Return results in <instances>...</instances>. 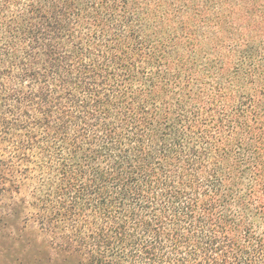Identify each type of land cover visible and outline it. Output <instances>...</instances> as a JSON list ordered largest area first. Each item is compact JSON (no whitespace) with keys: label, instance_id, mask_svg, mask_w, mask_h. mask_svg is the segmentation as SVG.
<instances>
[{"label":"trees","instance_id":"obj_1","mask_svg":"<svg viewBox=\"0 0 264 264\" xmlns=\"http://www.w3.org/2000/svg\"><path fill=\"white\" fill-rule=\"evenodd\" d=\"M72 7L0 0L2 264H264L252 63Z\"/></svg>","mask_w":264,"mask_h":264},{"label":"rangeland","instance_id":"obj_2","mask_svg":"<svg viewBox=\"0 0 264 264\" xmlns=\"http://www.w3.org/2000/svg\"><path fill=\"white\" fill-rule=\"evenodd\" d=\"M93 2V5L87 4ZM72 9H118L146 12L152 17L155 39L185 41V26L205 27L207 43L218 49L230 45L235 55L249 60L252 72L264 82V0H72ZM131 12V13H132ZM177 18H180L178 24ZM177 25V33L173 27ZM259 29V32H255ZM179 30V31H178ZM228 49V48H227ZM226 54L227 56L232 55ZM17 253H11L15 258ZM0 255V264L4 262Z\"/></svg>","mask_w":264,"mask_h":264}]
</instances>
